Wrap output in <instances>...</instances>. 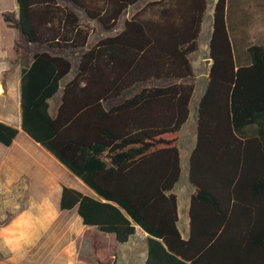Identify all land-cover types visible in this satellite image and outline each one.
Instances as JSON below:
<instances>
[{
  "label": "trees",
  "instance_id": "1",
  "mask_svg": "<svg viewBox=\"0 0 264 264\" xmlns=\"http://www.w3.org/2000/svg\"><path fill=\"white\" fill-rule=\"evenodd\" d=\"M65 1L17 0L18 11L2 15L19 33L18 57L31 56L21 74L23 131L104 199L63 186L58 208L76 209L84 225L117 243L140 226L148 233L145 264H264V44L239 36L238 28L232 38L233 0H216L213 9L212 64L190 155L188 238L172 190L195 91L190 55L199 49L209 0L148 1L91 46L82 14L112 30L141 0ZM33 44L81 51L56 114L49 100L73 62L50 50L31 53ZM18 133L0 121L2 144L10 146ZM13 216L0 218V227ZM85 235L96 264L115 263L116 244L108 249L97 231Z\"/></svg>",
  "mask_w": 264,
  "mask_h": 264
},
{
  "label": "crops",
  "instance_id": "2",
  "mask_svg": "<svg viewBox=\"0 0 264 264\" xmlns=\"http://www.w3.org/2000/svg\"><path fill=\"white\" fill-rule=\"evenodd\" d=\"M208 9L209 4L207 11ZM8 11H18L17 0H0L1 16ZM212 28L213 21L210 35L207 37V51L204 49L203 55L197 57L196 66L191 61L194 75L189 80L195 84L194 94L197 78H202L204 82L196 101L195 129L188 128L192 114L193 94L190 103V116L180 131L178 141L181 176L172 192L177 197L178 227L183 238H188L190 235L189 209L195 187L191 183L189 175L188 180L185 179V182H181L182 151L188 156L190 169V155L197 142L198 104L207 88L212 64V60L207 61L210 58ZM200 37L199 49L194 53H198L202 49ZM2 40L3 38H0V60L6 58L1 56L3 55L1 54ZM24 67L23 59L19 57L14 67L7 64L2 66L0 61V121L19 128V133L10 146L0 142V218L4 219L8 213L14 215L8 224L0 227V257L2 258L0 264H96L90 239L85 238L87 230L100 233L105 239L108 249L114 244L118 246V253L113 256L117 264L118 261H121L122 264H145L148 258V233L140 226H136L135 233L124 243H117L113 235L99 232L93 226L84 225L78 214L82 227L75 238L68 228L57 226V221L60 218L66 219L69 212H76V209L60 210L58 208L63 186L75 188L69 182L79 185L78 190L83 194L100 200L104 199L23 131L21 127V74ZM5 74H9V77L6 78ZM196 75L199 77H195ZM71 78L70 73L63 81L60 91L49 100L52 114H56L61 103L63 85ZM34 208L36 211H32ZM71 241L78 242V244L75 243V254H72L74 251ZM89 254L92 255V261L88 259Z\"/></svg>",
  "mask_w": 264,
  "mask_h": 264
},
{
  "label": "rangeland",
  "instance_id": "3",
  "mask_svg": "<svg viewBox=\"0 0 264 264\" xmlns=\"http://www.w3.org/2000/svg\"><path fill=\"white\" fill-rule=\"evenodd\" d=\"M148 1H152V0H141V3H139L136 6H132L130 8H128L124 14L121 16V18L119 19L117 25L115 28H113L112 30H107L105 29L100 22H98L97 20H91L88 19L85 15H81L82 17V23L84 25H87L90 27L91 29V33L88 39V46H91L92 44H94L95 42H97V40H99V38L110 35V34H114L116 32H118L119 30H121L124 26V21L127 18H130L133 14L134 11H136L138 8H140L141 6L144 5V3L148 2ZM216 0H209V9L208 11H206L205 14V18H204V24H203V30L201 33V37H200V43L202 46V49L200 51H198V53H194L190 56L191 61L194 63V65H197V57L200 55H203L204 53V49L207 51V47H208V40L207 37L210 35V30L212 27V21H213V9H214V3ZM61 5L67 4L65 0H59ZM233 4L229 5V10H228V22H229V28L231 31V36L234 39L236 36L235 34L237 33L236 28H238L240 31L238 32L239 36H244V34L249 33V37L251 42H257V43H262L264 44V0H233L232 1ZM4 10V6L2 8ZM230 11V13H229ZM6 23L3 19V17L1 16L0 18V38L2 40V53L3 58L1 59V65L5 66L10 65L12 67H14L16 65V62L18 60V54L14 49V40L19 38V33L17 30L15 29H10L9 27H6ZM241 32V34H239ZM236 43V42H235ZM239 48V47H238ZM31 53L34 51H42V50H50L54 53H58V54H63V55H67L73 62V70L71 73V76H73L75 69L78 65L79 62V56H80V49H63V50H59V49H51L46 45H31ZM238 50V49H237ZM239 51V50H238ZM31 56L29 55V60H30ZM29 60L23 59L24 65H28L29 64ZM197 69V68H196ZM6 78L9 77L8 75H4ZM195 77H199V76H195ZM191 81V80H189ZM197 85H196V92L194 94V99L192 101L191 104V116L189 119V123H188V128L189 129H195V125H196V101L198 96L200 95L201 89L204 86V82L202 78H197ZM168 83L167 81H150L147 84L148 85H154V84H166ZM114 103V102H112ZM182 155H183V159H182V179L181 182H185V179L188 180V175H189V160H188V156L186 155V153L184 151H182ZM71 183V185H73L75 188L79 189V185H77L75 182H69ZM26 203V202H25ZM56 204V203H55ZM32 211H36V208L32 209ZM63 226L66 227L70 230V233L72 234V236L75 238L76 236H78L82 224L80 223L79 219H78V215L75 211H71L68 213V218H60L57 221V226ZM87 236L85 235V238ZM78 241V240H77ZM78 244V242L76 241H71L72 244V248H73V253L75 254V245ZM123 248H125L124 245H122ZM30 254V253H29ZM92 255L89 254V258L92 261ZM0 259H2L0 257ZM115 264H117L115 262ZM118 264H122L121 261H118Z\"/></svg>",
  "mask_w": 264,
  "mask_h": 264
},
{
  "label": "water",
  "instance_id": "4",
  "mask_svg": "<svg viewBox=\"0 0 264 264\" xmlns=\"http://www.w3.org/2000/svg\"><path fill=\"white\" fill-rule=\"evenodd\" d=\"M211 60H212V58L210 57V58H209L207 61H209V62H210Z\"/></svg>",
  "mask_w": 264,
  "mask_h": 264
}]
</instances>
